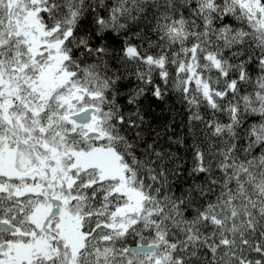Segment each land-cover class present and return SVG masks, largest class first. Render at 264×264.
I'll list each match as a JSON object with an SVG mask.
<instances>
[{"label": "snow or ice", "instance_id": "obj_1", "mask_svg": "<svg viewBox=\"0 0 264 264\" xmlns=\"http://www.w3.org/2000/svg\"><path fill=\"white\" fill-rule=\"evenodd\" d=\"M0 264H264V0H0Z\"/></svg>", "mask_w": 264, "mask_h": 264}]
</instances>
